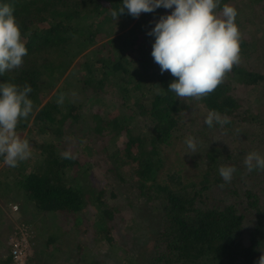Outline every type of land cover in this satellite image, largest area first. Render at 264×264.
Instances as JSON below:
<instances>
[{
    "label": "trees",
    "instance_id": "16d2710c",
    "mask_svg": "<svg viewBox=\"0 0 264 264\" xmlns=\"http://www.w3.org/2000/svg\"><path fill=\"white\" fill-rule=\"evenodd\" d=\"M229 1L221 0L215 11L219 13ZM262 1L245 0L247 5L254 4L246 15L256 12L261 18L260 35L243 30L250 20L241 5H233L241 33L239 63L226 73L215 91L199 101L185 102L168 90L175 78L168 71L161 74L151 55L155 37L148 35L160 16L170 14L172 9L160 7L138 18L124 14L115 21L111 11L118 9L122 0H0V4L14 8L28 49L23 65L0 75V82L29 84V98L36 107L82 54L85 60L80 68L85 72L79 82L91 88L84 102L64 98L63 104H58V95L37 108L33 121L58 142H46L34 163L20 162L21 170L14 178V198L31 203L38 211L70 218L80 237L91 231L95 241L105 240L120 248L128 262L133 263L129 248L134 247L128 246L126 237H112L123 224L122 216L133 219L132 224L141 229L147 227L138 240L151 245L144 255L146 264H256L264 252V170L249 172L243 168L244 173L225 183L219 175V164L230 161L235 168L243 166L228 153L217 156L215 144L206 142L196 153L188 154L184 142L186 155L195 158V170L190 172L180 169L181 161L172 158L168 147L176 145L182 152L179 138L187 137L188 122L184 118L189 109L206 115L215 110L230 117L231 122L223 128L214 123L211 129L264 123L261 114L252 112L246 103L250 93L264 104V69L251 65L253 57L264 56V15L259 11ZM108 34L114 36L95 46L105 54L90 59L85 51ZM47 84L49 87H45ZM101 90L116 94L118 113L112 118L93 110L95 96ZM85 106L90 107L86 118L81 116ZM20 122L26 124L23 119ZM124 128L129 129L127 138ZM207 128L205 124L200 133ZM116 138L119 144L111 145ZM93 143L97 145L93 152L103 153L102 158L87 153L86 148ZM55 144H69L68 151L74 158H62ZM96 164L109 181L99 189L88 178ZM108 195L117 197V202L110 203ZM89 207L101 214L90 227L84 215ZM81 241L79 238L76 251L83 256L84 264H99L84 252ZM138 252L142 253L140 247ZM40 256L34 251L28 264H44ZM8 263L9 256L5 258Z\"/></svg>",
    "mask_w": 264,
    "mask_h": 264
},
{
    "label": "rangeland",
    "instance_id": "374dc122",
    "mask_svg": "<svg viewBox=\"0 0 264 264\" xmlns=\"http://www.w3.org/2000/svg\"><path fill=\"white\" fill-rule=\"evenodd\" d=\"M260 3L263 6H259V11L264 15V1ZM228 4L232 6L241 5L242 13L245 12V15L243 14L244 16L250 14L252 5H254L253 3H249L248 5L245 4V0H230ZM247 17L250 21L246 25H244L243 30L247 33L253 32L256 35H260L261 32H263V26H261L263 24L260 23L261 18L256 15V12L255 14H253L252 12V16ZM126 28L127 26L118 30L116 34L125 31ZM255 28H257L258 31L255 32ZM113 36L114 34H108L105 38L100 39V41H98V44H95L94 46L87 49L85 52H88L89 58L95 59L96 57H102L105 54V50L99 51L95 46L101 44V42H105L106 39ZM132 53L136 55V51L133 50ZM81 55H79L72 61V64L67 72L59 79L57 84L46 95H44V99L42 100L41 104L49 99L56 98L61 93H64L65 98L73 103L84 102L86 98V91L91 90V88L89 86L83 85L82 82H79L80 76L85 72L84 68H80L81 62L85 60L84 56ZM263 62V54L259 57L255 56L253 57V59H251L252 67L262 71L264 69L262 67V65L264 64ZM46 86L49 87L48 84L45 85V87ZM248 95L249 96H246V103L251 106L252 112L261 114L262 120H264V104L261 103L259 99L255 97V95L250 93ZM115 96L116 94L112 93V91L99 92V94L95 96V103L92 104L93 110L101 111L102 115L105 118L114 117L118 113V101L116 100ZM40 105L36 107L33 106L32 113H30L27 120H25L26 124L23 125L21 122H19L17 126V134L22 139H27L30 143L32 155L27 159L25 164H32L35 162L36 153L43 148L46 142H58V138L54 140L52 138V135L45 134L42 130V127L38 126V124L33 121L34 113L37 108L40 107ZM89 108V106H85L84 108H82L81 116L84 115L86 118V114L88 115V112H90ZM186 115L187 117L184 119L188 123H186L185 125V128L187 130L185 134L187 135V137L191 136L196 140L198 145L197 150H200L199 146L203 145L206 142L209 144L213 143L215 144L214 146H216V148L218 149V151H216V153H218L217 156L228 153L232 158H234L233 160H236L239 165L243 166L239 169L236 168L233 177L239 176L240 174L244 173L245 169L243 168H246L244 159L249 152L257 151L264 155V123H255L253 124V126L243 124L242 128L240 129L234 127L232 129L225 128L226 130H223L220 129V127L215 129H211L210 127H208L203 133H200L201 129H203L205 125L204 120L206 114L197 109H189ZM256 125L257 127H255ZM134 126L138 127L136 123L134 124ZM127 129L128 128H124L123 136H125V138L130 135L129 129ZM185 137L186 136H180L179 138V141H181L180 143L183 145L182 152H180L176 145L174 147H168V150L171 151L172 158L174 156L181 161L180 169L182 171L190 172L195 170L192 169L195 167L193 163V160L195 158H191L186 155L187 149H184ZM65 143H67V141ZM114 143H116L117 145L119 144L117 138L111 143V145ZM96 146V143H93L92 146L86 148V151L89 155L93 154L95 155L94 157H97L98 159L102 158L101 156L103 153L97 152L95 154L93 152V150H96ZM68 150H70L69 144H65L62 146H59L58 144L56 145V151L58 153H63ZM73 154L78 155V153L76 152H74ZM178 160H176V162H178ZM221 166H230V161L224 162L223 164L221 163V165L219 164V168ZM19 169L20 167H8L4 163L3 158L0 159V264H5V258H8L9 256L8 239L12 235L14 229L20 224L28 226L32 230L33 243L30 248L31 254L33 255L34 251L38 252L39 255L41 254L40 258L42 259V262L44 264H84L85 261L82 260L83 256L79 255L76 251V244L79 242V238L80 241L82 240L81 242L84 243L83 245H85L84 252L88 254V256H91L94 259L98 260L99 264H146V258H144V255H146L145 253H149L151 245L150 243H138V240L144 237V234L142 235L141 233L143 230H145L146 226L141 229L140 227H138L140 225L135 226L132 224L133 219L122 216L123 224H121V226H119V228L112 235V237H115V239L126 237L125 241H127L128 246L134 247H128L134 254L133 263L128 262L123 251L119 250L120 248L116 247V245L112 243L111 245L108 241L105 240L95 241L94 238H92L91 231H89V233L87 234L81 233L82 236L80 237V232L75 230L70 218L59 215L58 213H44L42 211H38L32 206L31 203L20 201L19 199L16 200L14 198L15 193L13 188L15 186L14 178ZM187 173L186 176H188ZM88 178L91 185H93L97 189L101 188L103 184L109 183V181H107L105 179V176L103 175V169L97 164L93 165L89 170ZM108 198L110 203L117 202V197L112 198L108 195ZM13 204H16L18 206V209L16 211L12 210L11 208V205ZM121 206L122 205H120L119 207ZM86 208L84 209L86 225L90 227L91 224L95 221V218H98L99 216H101V214L98 213L94 208ZM139 235L140 237H136ZM84 238H86V240H84ZM47 240L49 241L46 242ZM134 240L135 243H133ZM139 247L142 250V253L138 252ZM61 258H63V260H60ZM88 259L91 258L88 257ZM29 264L32 263L29 262Z\"/></svg>",
    "mask_w": 264,
    "mask_h": 264
},
{
    "label": "clouds",
    "instance_id": "9594fccd",
    "mask_svg": "<svg viewBox=\"0 0 264 264\" xmlns=\"http://www.w3.org/2000/svg\"><path fill=\"white\" fill-rule=\"evenodd\" d=\"M220 6L221 0H122V5L111 11V16L117 21L124 14L138 18L160 7L172 9L170 14L160 16L148 33L155 37L151 55L160 66L161 74L168 71L175 78L168 90L177 99L199 101L215 91L240 60L241 33L235 23L237 9L224 4L218 13L215 10ZM27 54L14 8L0 4V75L20 68ZM31 92L29 84L0 82V157L10 168L18 167L32 155L29 141L16 131L20 120H27L33 111ZM64 98L65 94L61 93L57 103L63 104ZM230 122V117L221 116L215 110L209 111L204 120L208 127L215 123L223 128ZM184 142L190 150L188 154L197 152L193 137H186ZM62 158L74 157L70 151H65ZM244 164L249 172L264 170V155L249 152ZM235 171L234 166H221L219 175L225 183H230ZM256 264H264V252Z\"/></svg>",
    "mask_w": 264,
    "mask_h": 264
},
{
    "label": "built area",
    "instance_id": "2783aa9c",
    "mask_svg": "<svg viewBox=\"0 0 264 264\" xmlns=\"http://www.w3.org/2000/svg\"><path fill=\"white\" fill-rule=\"evenodd\" d=\"M11 208L16 211L18 206L13 204ZM32 243L33 233L30 227L18 225L8 239L9 264H28Z\"/></svg>",
    "mask_w": 264,
    "mask_h": 264
},
{
    "label": "crops",
    "instance_id": "0c3cea01",
    "mask_svg": "<svg viewBox=\"0 0 264 264\" xmlns=\"http://www.w3.org/2000/svg\"><path fill=\"white\" fill-rule=\"evenodd\" d=\"M16 200H18L17 198H15Z\"/></svg>",
    "mask_w": 264,
    "mask_h": 264
}]
</instances>
